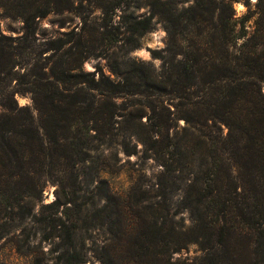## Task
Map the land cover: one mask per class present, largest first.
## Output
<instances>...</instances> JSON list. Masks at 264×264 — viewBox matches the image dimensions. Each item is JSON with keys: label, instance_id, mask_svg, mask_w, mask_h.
<instances>
[{"label": "trees", "instance_id": "trees-1", "mask_svg": "<svg viewBox=\"0 0 264 264\" xmlns=\"http://www.w3.org/2000/svg\"><path fill=\"white\" fill-rule=\"evenodd\" d=\"M92 1L106 21L99 43L72 31L38 44L40 19L73 1L0 0V16L23 22L18 36L0 26V240L32 224L35 236L58 240L62 264H98L82 231L108 221L99 264H264V0H245L254 9L243 16L241 0ZM118 9L126 13L115 25ZM157 22L167 32L166 46L152 50L160 69L120 60L117 50L140 47ZM91 56L106 58L117 78L86 70ZM17 93L32 96L37 115ZM124 95L133 102L121 106ZM118 128L162 165L139 195L116 191L103 167H80L89 138ZM123 145L134 153L138 144ZM48 178L57 197L35 212ZM184 212L189 225L177 219ZM193 243L199 256H174Z\"/></svg>", "mask_w": 264, "mask_h": 264}, {"label": "rangeland", "instance_id": "rangeland-1", "mask_svg": "<svg viewBox=\"0 0 264 264\" xmlns=\"http://www.w3.org/2000/svg\"><path fill=\"white\" fill-rule=\"evenodd\" d=\"M73 8L71 10H66L63 13H51L44 18L40 19L39 31L37 32L38 40L36 42L42 43L49 39H53L58 36H66V32H77L83 35L87 39L95 40L94 42H100L103 39V34L98 30V27L105 24L106 21L103 20L102 12L99 8L94 7L95 1L89 2V0H72ZM183 1V0H176ZM245 0H241L235 3V8L237 10L238 16H243L244 14L250 12L254 9L249 10V8L244 3ZM256 0H251L254 3ZM191 0H185L184 5H188ZM125 8V7H124ZM131 9L127 11L130 12ZM148 11L147 7H141L136 10V14L142 16ZM118 15L115 17V25L118 22H123V17L125 15L124 9H118ZM253 18L247 22V27L251 30L253 29ZM0 26L1 29L10 35L18 36L21 35L23 22L20 19H14L11 17L0 16ZM103 27L101 28V30ZM115 29L108 27L105 31L111 34ZM167 42V32L163 22H157L155 28L152 31L145 33L141 37L140 47L134 49L128 54H125L121 50H117L118 57L120 60L127 59L128 57L135 58L138 61L152 62L155 67L159 70L162 64L160 58H155L153 56V49H162L166 46ZM44 46H42L43 48ZM53 50L46 51L42 53V56L50 55ZM124 53V54H122ZM35 57V55H34ZM22 58L19 56V60ZM25 65L31 68L32 65L38 61H34ZM44 62V59H41ZM25 63V62H23ZM84 67L88 71H95L97 68H102L106 74L111 75L113 78H117L115 74L110 70L109 62L103 56L95 57L91 56L88 58ZM19 71H25L24 67L19 68ZM16 80H14V83ZM16 98L20 106H30L32 111L36 114L34 110L32 96L28 93H17ZM134 97L124 95L118 98V103L121 106L129 105L133 102ZM140 107V104H137ZM144 119L146 116L143 117ZM181 125H184V120H181ZM226 131V129H225ZM94 132V131H93ZM115 135H107L104 139H97L96 137L89 138V147H91L88 160L85 165L80 167H85V170L91 172L90 167H103L107 170L104 177L115 187V190L119 189L121 192H142L143 188H149L151 183H154L157 179V175L162 169V165L154 158V155L148 157L144 151L142 143L137 142L134 138L125 137L127 135L124 130L116 129ZM128 142L130 147L135 143L137 145V150L134 153H128L125 149L123 143ZM62 168L68 169L67 161ZM94 171V169L92 170ZM93 173V172H92ZM45 181L42 190V200L36 198L35 212L43 209V205H47L54 201L57 197L56 191L58 185L53 182L52 179ZM153 193V191H152ZM147 195V194H146ZM90 206V205H89ZM46 209V208H45ZM46 210H49L48 208ZM184 216V219L181 217ZM178 221L182 220L186 222L187 225L190 223L188 214L186 212L180 213L177 217ZM108 221L103 227L95 230H90L89 232L82 231L86 239V247L88 248L89 261H95L96 263H101L99 259L96 258L95 250L98 249V245H102L106 242L107 237H112V232L109 229ZM37 225V224H36ZM36 227L29 224L26 229L20 227L11 232L4 234L3 238L0 240V264H62L59 259L60 249L58 248L57 239L44 240L43 235L38 232L35 236L34 233L37 232ZM31 229V230H30ZM28 231H31L28 233ZM201 251L199 246L195 243L189 244L186 248L180 252L175 253V257H181L182 259L188 258L193 259L199 256ZM89 263V262H88ZM123 264H136L130 261H124Z\"/></svg>", "mask_w": 264, "mask_h": 264}]
</instances>
